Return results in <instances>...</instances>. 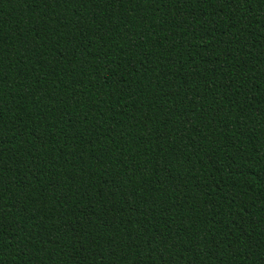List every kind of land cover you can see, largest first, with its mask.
Segmentation results:
<instances>
[{
    "label": "trees",
    "instance_id": "16d2710c",
    "mask_svg": "<svg viewBox=\"0 0 264 264\" xmlns=\"http://www.w3.org/2000/svg\"><path fill=\"white\" fill-rule=\"evenodd\" d=\"M0 264H264V0H0Z\"/></svg>",
    "mask_w": 264,
    "mask_h": 264
}]
</instances>
